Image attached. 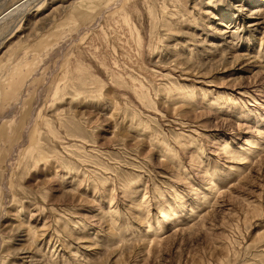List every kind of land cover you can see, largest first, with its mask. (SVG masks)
<instances>
[{
	"label": "rangeland",
	"instance_id": "rangeland-1",
	"mask_svg": "<svg viewBox=\"0 0 264 264\" xmlns=\"http://www.w3.org/2000/svg\"><path fill=\"white\" fill-rule=\"evenodd\" d=\"M188 35L218 49L202 77L172 62ZM29 256L264 264V0H28L1 19L0 264Z\"/></svg>",
	"mask_w": 264,
	"mask_h": 264
},
{
	"label": "bare ground",
	"instance_id": "bare-ground-1",
	"mask_svg": "<svg viewBox=\"0 0 264 264\" xmlns=\"http://www.w3.org/2000/svg\"><path fill=\"white\" fill-rule=\"evenodd\" d=\"M28 0H18V1H16L14 4H12V6H10V7H8V8H6L5 10H3L2 12H1V14H0V21H1V19H4V18H6V17H8L9 15H11L12 13H14L18 8H21L22 6H24V3L25 2H27ZM183 7V6H182ZM253 13H255L256 11H252ZM125 17V16H124ZM127 17V16H126ZM166 21L164 20V23H165ZM170 24H173V23H169V25ZM167 28V27H166ZM168 29H171L170 27L168 28ZM189 40V41H188ZM189 42H191V44H198L197 46H205V43H204V40L203 41H201L199 38H197V37H194L193 35H188V39H186L185 41H184V43L186 44L187 43V46H185V45H183V47H182V49H180V50H178V52L177 53H175V55H172V56H174V58L175 59H173L172 60V62H173V64L175 65V67L177 68V67H181V68H183V70H185V72H189L190 74L191 73H195V75H199V76H201L202 77V75H200L201 73H202V71L204 70V68H205V66L207 65V62H211V60H213V59H215V55L216 56H218V53H217V48H215V49H211L210 51H209V53H207L206 54V58H205V60L202 58V57H199V55L197 54V53H195L194 54V51L193 50H196L197 51V47L195 48V49H193L192 48V46H191V44H189V46H188V43ZM209 46H211V47H215V46H213V45H216V44H214V43H212V42H210V44H208ZM218 46V45H217ZM186 47H188L187 49L189 50L188 52H182V50H184V48H186ZM186 51V50H185ZM227 50H224V52H226ZM221 53L220 54V56L219 57H221L220 58V62H222L223 60H226V56H225V54H227V52L226 53ZM211 53V54H210ZM211 55H213V56H211ZM237 57H239L238 55H236V58ZM236 58H234V59H236ZM162 62V61H161ZM163 62H165V61H163ZM188 74V73H187ZM205 74H207V73H205ZM194 75V74H193ZM188 81V80H187ZM197 89H199V87H197ZM186 91V92H185ZM187 89L186 90H184V89H182L181 88V93H179V95L180 96H182V95H184V94H189V93H187ZM178 95V96H179ZM191 95H192V92L190 93V95H188V96H186L185 95V99H189L190 97H191ZM183 99V98H182ZM182 99H180L181 101H182ZM196 103L197 104H199V99L196 101ZM183 105L184 104H182V105H180L179 106V108H176V107H174L173 108V111L175 112V109H181V110H185V108H187L185 111L187 112V113H189V112H192V111H194V109H196V108H193L191 105H184V107H183ZM259 132H258V135L260 134V133H263L262 132V130H258ZM261 135V134H260ZM248 140L245 138V141H244V143L245 144H247L248 142H247ZM255 141V140H254ZM249 145V147H251L252 148V150L254 149V146H256V148H257V145H256V143L254 144V142H249L248 143ZM253 152V151H252ZM224 153H226L227 154V156H229V163H234L235 161H234V159H231L232 157H233V155L232 154H230V153H228V151L227 150H225V148H224ZM244 156V155H243ZM243 156H239V157H243ZM240 163V162H239ZM241 163H244V161H241ZM232 166V165H231ZM233 167H237L236 165H234ZM36 234H38V233H36ZM33 239V238H32ZM83 242L84 241H86V240H82ZM89 241V240H88ZM54 248V247H53ZM36 250V249H35ZM54 250V249H53ZM29 252V251H28ZM32 252V251H31ZM31 252H29V253H31ZM34 252V251H33ZM38 252V251H37ZM40 253V252H39ZM33 254V253H32ZM36 254V253H35ZM35 257V256H34ZM38 257V256H37ZM31 258V263H29V261H27L29 264H34V261H33V256H29V259ZM38 262V261H37ZM41 264V263H40ZM93 264V263H92Z\"/></svg>",
	"mask_w": 264,
	"mask_h": 264
}]
</instances>
